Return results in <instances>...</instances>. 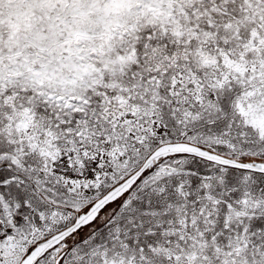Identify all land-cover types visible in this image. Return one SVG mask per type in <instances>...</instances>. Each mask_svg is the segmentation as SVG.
<instances>
[{
  "label": "snow or ice",
  "instance_id": "1",
  "mask_svg": "<svg viewBox=\"0 0 264 264\" xmlns=\"http://www.w3.org/2000/svg\"><path fill=\"white\" fill-rule=\"evenodd\" d=\"M0 264H264V0H0Z\"/></svg>",
  "mask_w": 264,
  "mask_h": 264
}]
</instances>
